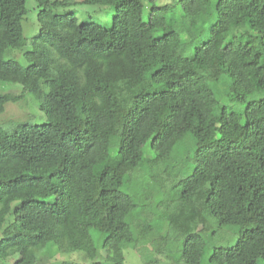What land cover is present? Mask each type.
<instances>
[{
	"label": "trees",
	"instance_id": "16d2710c",
	"mask_svg": "<svg viewBox=\"0 0 264 264\" xmlns=\"http://www.w3.org/2000/svg\"><path fill=\"white\" fill-rule=\"evenodd\" d=\"M144 1L35 0L45 29L23 48L25 0H0V85L20 86L0 114L32 94L46 116L0 126V264L49 247L88 260L55 264H125L126 249L264 264V0H173L177 18L151 5L147 21ZM77 4L109 7L111 25L79 22Z\"/></svg>",
	"mask_w": 264,
	"mask_h": 264
},
{
	"label": "rangeland",
	"instance_id": "374dc122",
	"mask_svg": "<svg viewBox=\"0 0 264 264\" xmlns=\"http://www.w3.org/2000/svg\"><path fill=\"white\" fill-rule=\"evenodd\" d=\"M144 2L145 6L143 7V11L141 14L142 19L144 21L148 20V8H150L151 5H155L158 7L162 5H172V8L170 9L169 13H167V17L171 16L177 18L175 13L178 11L173 0H145ZM25 7L27 9V13L22 22V26L23 35L26 43L23 48H29L30 38L36 35L39 30L45 28L37 22V8L35 0H25ZM68 11H73L74 15L78 18L79 22H93L107 27L110 26L112 23L113 12L107 6L77 4L70 6ZM4 58H12L14 59V61L18 62L22 66L26 65V61L22 56V51L20 50H12L9 54L5 55ZM0 91L17 93L20 91V86L18 84L13 83H3L0 85ZM45 120L46 116L41 110H39L38 102L32 94L24 95L21 100L15 103H6L4 111L0 114V126L5 129H12L17 122L41 124L45 122ZM187 145L190 146L192 145V143H187ZM146 198H149V193L146 195ZM158 209H162V205L160 203L158 204ZM190 215L198 221V230L204 231L207 225V215L205 206L203 205L192 210L190 212ZM32 216L33 212L31 210H20L14 213L15 218H28ZM229 240V242H233L234 238ZM124 255L125 264H141L138 253L134 250L126 249L124 250ZM16 257L17 255L9 258L5 262H3V264H11ZM62 260H68L77 263L88 261L87 259H84L81 253L79 252L55 253L54 248L49 247L40 256L38 264H55Z\"/></svg>",
	"mask_w": 264,
	"mask_h": 264
}]
</instances>
